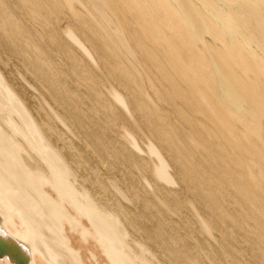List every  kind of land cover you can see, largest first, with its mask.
Returning a JSON list of instances; mask_svg holds the SVG:
<instances>
[{"label":"bare ground","instance_id":"obj_1","mask_svg":"<svg viewBox=\"0 0 264 264\" xmlns=\"http://www.w3.org/2000/svg\"><path fill=\"white\" fill-rule=\"evenodd\" d=\"M0 233L29 264H264V0H0Z\"/></svg>","mask_w":264,"mask_h":264},{"label":"water","instance_id":"obj_2","mask_svg":"<svg viewBox=\"0 0 264 264\" xmlns=\"http://www.w3.org/2000/svg\"><path fill=\"white\" fill-rule=\"evenodd\" d=\"M7 256L14 264H29L25 249L9 236L0 233V258Z\"/></svg>","mask_w":264,"mask_h":264}]
</instances>
